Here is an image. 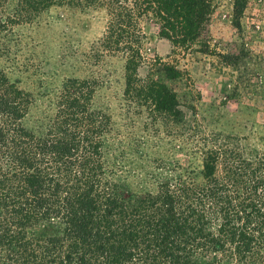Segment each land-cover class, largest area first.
<instances>
[{
    "label": "trees",
    "instance_id": "obj_1",
    "mask_svg": "<svg viewBox=\"0 0 264 264\" xmlns=\"http://www.w3.org/2000/svg\"><path fill=\"white\" fill-rule=\"evenodd\" d=\"M230 1L238 29L251 1ZM54 5L102 8L92 54L122 59L126 110L144 112L153 125L181 121L165 80L182 71L145 58L141 20L175 47L206 48L212 0H14L0 30ZM216 56L228 64L236 58ZM95 89L94 79H66L48 122L32 131L23 125L30 94L0 69V264H264V151H246L219 132L196 138L189 154L198 168L127 194L113 176L134 141L95 104ZM43 226L50 233H39Z\"/></svg>",
    "mask_w": 264,
    "mask_h": 264
},
{
    "label": "rangeland",
    "instance_id": "obj_2",
    "mask_svg": "<svg viewBox=\"0 0 264 264\" xmlns=\"http://www.w3.org/2000/svg\"><path fill=\"white\" fill-rule=\"evenodd\" d=\"M250 1L237 29L229 20L231 1L212 0L202 33L206 48L199 42L175 47L158 37L149 21L141 20L145 58L156 56L182 71L165 80L182 110L181 121L169 127L148 123L144 112H128L122 96V59L92 54L105 25L100 7L54 5L28 22L0 30V69L30 94L23 125L32 131L48 122L66 79H94L95 104L106 109L114 128L134 141L114 179L127 194L154 191L161 180L198 168L197 155L189 154L196 138L219 132L239 140L246 151H264V2ZM13 6L14 0H7L0 16L10 15ZM216 53L236 58L228 64ZM50 230L43 226L39 233Z\"/></svg>",
    "mask_w": 264,
    "mask_h": 264
}]
</instances>
